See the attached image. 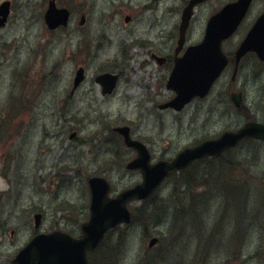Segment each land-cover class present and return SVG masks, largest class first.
<instances>
[{
	"label": "rangeland",
	"instance_id": "obj_1",
	"mask_svg": "<svg viewBox=\"0 0 264 264\" xmlns=\"http://www.w3.org/2000/svg\"><path fill=\"white\" fill-rule=\"evenodd\" d=\"M12 1L9 23L0 29V124L8 114L12 116L10 106H16L15 88H18L21 76L25 79L22 98H29L30 90L35 93V98L27 122L19 119V125L24 123L25 127L20 130L18 123L13 122L11 130H16L13 136L8 138L5 133L1 134L0 220L5 222H0V264H11L16 251L31 238L36 212L43 213L40 231L60 228L80 236L81 224L90 214L88 177L104 175L113 183L116 191L141 181V172L129 171L125 167L135 157V152L118 144L116 133L110 130L116 125L131 126L133 135L148 144L156 161L172 158L184 147L244 122L236 114L231 117L214 113L212 101L208 104L209 100L194 102L182 113L159 108V104L172 95L164 85H156L168 75L167 71L154 62L150 66L142 62L149 61L146 50L150 47H168L170 52L169 49L176 45L185 0H114L111 6L107 0H63L59 4L66 2L71 7L72 22L68 29L57 32L49 31L44 22L47 0ZM230 1L209 0L195 9L188 32L190 43L203 38L209 17ZM142 2H149L148 5L152 7L149 9L153 11L141 9ZM259 9L258 14L264 9V0H258L255 10ZM251 10L254 11V6ZM82 12L87 14V23L79 28ZM126 15L132 16L131 22H125ZM21 20L23 24L18 28L16 24ZM143 20L152 21V24L154 22V26L158 21L165 22L160 29L162 35L155 34V31L151 34L138 33ZM108 23L116 24L120 30L132 32L129 38L133 41L136 39V42L129 45L117 41L111 45L107 37L112 35L104 29ZM244 34L237 33L232 38L233 42H239ZM139 35L147 37L146 40L143 41L144 37ZM81 36L86 38L85 42L79 41ZM225 49L231 50L229 46H225ZM115 58L122 59L121 66L114 68L115 71L123 70L122 80L115 94L102 97L94 76L103 64ZM81 64L88 68V79L75 95L72 104H66L75 71ZM41 66L43 71H47L46 76L43 71H33ZM257 66L254 57H247L243 62V75L238 82L247 90V105L252 103L256 109L259 107L258 87L254 81ZM149 69L154 71L149 88L138 89L136 82L139 76H145L148 80ZM18 71L20 74H17ZM229 78L224 76L216 90H221L222 82ZM44 81L50 84L44 85ZM93 96L96 100H92ZM25 103L30 105L29 102ZM207 104L211 109L208 115ZM10 123L5 122L4 129ZM73 133H77L75 137ZM257 143L258 149L247 143L231 152L245 167V171H236L238 166L230 171L233 176L229 179L237 185L230 187L225 176L219 174L218 168L210 172L208 180L216 185L213 189L216 198L211 201L214 202L213 213L203 200L197 199L192 204L188 203L176 217L175 214L168 217L170 211L179 209L181 186L184 188L189 185L181 181L179 173L169 177L158 194L146 204L133 203L131 208L137 209L143 217L138 215L131 225H122L109 234L106 242L107 246L112 247L111 259L116 264H222L224 253L215 252L216 248L201 251L202 247L198 249L196 244L199 240L195 237L196 227H201V220L202 223L208 218L212 221L214 214L216 219H220L224 215L223 208L229 206L221 190L228 192L230 214L237 221L238 233L234 241L241 238L247 229V215L243 210L246 205L248 214L252 215V222L248 225L251 236L245 244V254L247 250L253 249L258 261L249 264H264L263 255L256 250L261 245L264 247V190L259 189V196L254 190L264 186V142ZM254 152H257L256 157ZM209 162L198 163V171L201 172ZM220 163L211 162L216 166ZM243 177L253 194L245 184L239 183ZM193 186L196 193L206 188L202 183ZM253 196L259 197V200ZM231 227L232 224L229 229ZM11 229H16L14 240L10 237ZM152 236L162 237L154 250L148 248ZM172 237H176V241L173 242ZM220 237L214 238V245L216 251L224 252V248H220ZM182 242L187 246L183 252H179ZM207 243L206 236L203 245ZM162 247L165 259L161 256ZM100 252L101 249L91 254L92 264L94 258H99ZM226 254L236 260L242 257L240 251ZM106 255L107 250L103 253V256ZM236 260H232V264H239Z\"/></svg>",
	"mask_w": 264,
	"mask_h": 264
},
{
	"label": "water",
	"instance_id": "obj_2",
	"mask_svg": "<svg viewBox=\"0 0 264 264\" xmlns=\"http://www.w3.org/2000/svg\"><path fill=\"white\" fill-rule=\"evenodd\" d=\"M204 0H190L183 11L180 45L184 43L185 33L193 14L194 6ZM252 0H237L224 6L213 15L207 25L206 35L202 43L190 46L186 54L177 59L175 69L169 80V87L177 91L178 96L168 105L181 109L195 95H204L214 80L227 64L226 55L221 49L222 41L230 37L244 18ZM9 2L0 6V26L4 25L9 14ZM69 11L58 9L55 0H50L46 12V21L54 29L59 25H67ZM84 20V17L82 18ZM256 51L264 58V14L258 19L246 39L237 51V61L248 51ZM83 77V69L79 70L77 82ZM104 84V91H111L116 84L117 76L104 75L98 78ZM240 104V96L235 95ZM128 145L139 151V157L129 164L130 168H141L144 181L133 188L110 198L109 183L101 177L90 179L92 192L91 218L83 224L84 235L74 238L66 233L54 232L50 235H39L15 259L16 264H89L87 252L95 249L103 240L111 227L121 222H130L131 213L127 204L132 199L147 198L172 169H182L193 160L208 155H221L223 151L237 145L245 137L264 139V125L250 122L237 132H225L217 139H211L193 148L183 150L173 162L160 161L150 165V154L146 146L130 139L129 128H118ZM37 225L41 215L36 216ZM157 241L154 238L151 245Z\"/></svg>",
	"mask_w": 264,
	"mask_h": 264
},
{
	"label": "bare ground",
	"instance_id": "obj_3",
	"mask_svg": "<svg viewBox=\"0 0 264 264\" xmlns=\"http://www.w3.org/2000/svg\"><path fill=\"white\" fill-rule=\"evenodd\" d=\"M114 0H107V3L109 6H111L113 4ZM149 3L147 2H142L140 4V8L141 9H144L148 6ZM149 11H152V10H148ZM165 22H160L159 21V27H161ZM23 24V20H21L18 25L16 24V26L18 28H20ZM152 21H142L141 23V26L138 28L137 32L138 33H141V34H151L153 32L152 30ZM104 29H106L107 31H109L112 35V37H107V39L109 40L110 44L111 45H114L117 41L123 43V44H129L131 43L133 40H130L129 38V35L132 33L130 31H125V30H120L116 24L114 23H108L107 25L104 26ZM139 37H145L143 35H139ZM161 40V38L159 39ZM155 53V49H150L148 51V54L151 55V54H154ZM9 65V64H7ZM1 66H6V65H2ZM15 67V65L13 66ZM42 66L40 68H37V69H34L33 71L34 72H37L39 70H41ZM45 72V71H44ZM35 97V96H34ZM33 97V98H34ZM251 190L252 194H253V190L252 189H249ZM248 192V191H247ZM250 193V192H248ZM246 195V193L244 194ZM256 195V194H254ZM252 198H254L255 200H259L257 198V196H253ZM226 199L230 200V196L227 195L226 196ZM244 202L246 204V196H244ZM252 203V201H250ZM246 205H244L243 207V210L244 212L246 213V215L249 213L247 212L246 210ZM217 207V206H216ZM224 210V215L222 217H220V219H215V216H214V219L212 221H209V218L204 220L203 221V225L206 229H208L209 231H205V236L204 238L207 236L208 237V243L206 245H203L202 243V248L204 250H207V251H212L216 248V245H214L213 242L211 241H214V238L216 236H220V239H221V244L224 243V245H221L220 244V248H224V252H222L221 250L219 251H216L217 253L219 254H222L224 253L223 255V262L226 263V260L227 258L231 261V260H236L232 257V255H227L226 253L228 252L229 254H234L236 253L237 251H240L242 257L240 260H236L239 264H249L253 261H258V258H256L251 252H255L253 249H251V251L247 250L246 251V254H245V244H247L248 242V238H250L251 236V233L248 231V225H250V220H246L245 222V225H246V231L244 233L243 236H241V238L239 239H235V236L237 235L238 233V226L236 224V222L234 221V219L231 217V214H230V210H231V206L230 207H224L223 208ZM233 219V221H232ZM232 224V228H230ZM229 226V227H227ZM198 228V227H197ZM232 240V241H231ZM187 246L184 242H182L179 246V252H183ZM242 248V249H241ZM256 250H258L260 253H264V247L263 246H259L256 248Z\"/></svg>",
	"mask_w": 264,
	"mask_h": 264
},
{
	"label": "flooded vegetation",
	"instance_id": "obj_4",
	"mask_svg": "<svg viewBox=\"0 0 264 264\" xmlns=\"http://www.w3.org/2000/svg\"><path fill=\"white\" fill-rule=\"evenodd\" d=\"M157 56L164 57V63L162 66L166 71H168L170 68L173 66L174 62V57L171 55H166L165 52L157 51V53H154ZM153 57L154 55L151 54ZM156 61H162V59L156 60ZM262 66H264V61H259ZM228 71V70H227ZM255 84L256 88L258 87V102H259V107L256 109V107H253V104L251 103L250 106L247 105V97L248 93L246 92L247 90L245 88H238V86L234 85H229L227 83L222 84V89L221 90H216L218 88V83H220V80L218 83L215 84V86L211 89V92L208 96L204 98L197 97L194 102H204L206 100L208 101V104L211 102L212 107L214 108L213 112L218 113L221 116H228L236 114L238 116H241L242 118L245 116H252L255 118H258L260 121L264 123V69L260 74H257L255 78ZM234 91H241L243 93V99L245 98L246 101L241 104L240 108L235 107L231 94ZM74 94H71L73 96ZM257 103V101H256ZM208 104L206 106V110L208 111V114H210L211 109L208 108Z\"/></svg>",
	"mask_w": 264,
	"mask_h": 264
},
{
	"label": "trees",
	"instance_id": "obj_5",
	"mask_svg": "<svg viewBox=\"0 0 264 264\" xmlns=\"http://www.w3.org/2000/svg\"><path fill=\"white\" fill-rule=\"evenodd\" d=\"M185 207V205H182L179 207V212ZM214 216L216 217V214H214ZM212 217V215H211ZM218 218V217H217ZM197 228V227H196ZM208 230L204 227L203 223H202V220H201V227H198L197 228V233L195 235V237L198 238L199 242L197 241V246H198V249H200L202 247V242L204 240V236H205V231Z\"/></svg>",
	"mask_w": 264,
	"mask_h": 264
}]
</instances>
